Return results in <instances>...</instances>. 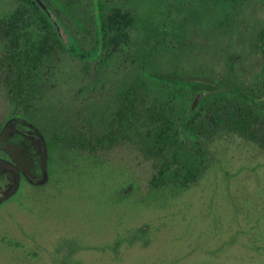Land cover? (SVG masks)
Instances as JSON below:
<instances>
[{"label":"trees","instance_id":"1","mask_svg":"<svg viewBox=\"0 0 264 264\" xmlns=\"http://www.w3.org/2000/svg\"><path fill=\"white\" fill-rule=\"evenodd\" d=\"M43 1L66 20L69 45L35 0H0V90L10 118L44 139L46 170L128 145L154 163L151 187L182 189L209 163L205 141L232 133L264 148V28L254 39L262 81L241 80L231 54L221 78L196 66L202 32L239 34L243 0ZM57 93L76 109L56 107L39 131V108Z\"/></svg>","mask_w":264,"mask_h":264},{"label":"rangeland","instance_id":"2","mask_svg":"<svg viewBox=\"0 0 264 264\" xmlns=\"http://www.w3.org/2000/svg\"><path fill=\"white\" fill-rule=\"evenodd\" d=\"M40 1L69 45L66 20ZM242 2L239 34L229 41L202 32L196 66L221 78L231 54L241 80L260 82L254 39L264 28V0ZM61 105L76 109L64 93L51 95L34 126L43 132ZM10 114L0 90V132L13 122ZM20 143L21 157L29 148ZM204 145L209 163L182 189L151 187L154 163L128 145L44 166L36 183L21 180L0 200V264H264V148L232 133ZM11 165L0 160V172Z\"/></svg>","mask_w":264,"mask_h":264},{"label":"flooded vegetation","instance_id":"3","mask_svg":"<svg viewBox=\"0 0 264 264\" xmlns=\"http://www.w3.org/2000/svg\"><path fill=\"white\" fill-rule=\"evenodd\" d=\"M35 137L41 141L40 137L34 131H29L28 124L16 119L4 130L0 138V154L3 155L0 156V160L11 161L12 165L9 166L7 171L0 172V194L1 191H5L15 184L13 182L14 179L16 181L15 185L18 182L20 185L21 180L32 183L31 181H37L42 178L43 164L38 150L39 145ZM23 142L27 144L25 147L29 149L26 151L25 156L20 157L16 154L15 146L19 143L23 144Z\"/></svg>","mask_w":264,"mask_h":264},{"label":"water","instance_id":"4","mask_svg":"<svg viewBox=\"0 0 264 264\" xmlns=\"http://www.w3.org/2000/svg\"><path fill=\"white\" fill-rule=\"evenodd\" d=\"M36 2H37V4L41 7V9H44V5L41 3V1L40 0H35ZM43 5V6H42ZM56 28V27H55ZM56 30L58 31V29L56 28ZM11 122V120H9L7 123H6V125L8 124V123H10ZM5 125V126H6ZM2 132L3 131H1L0 132V137L3 135L2 134ZM38 135V134H37ZM41 143L43 144L44 143V139L42 138V140H41ZM45 160H46V148H45V146H43L42 147V155H41V162H42V164H43V167H44V165H45ZM45 171H43V174H45L44 173ZM13 182L16 184V181H15V179L13 180ZM15 184H13L12 186H10L9 188H7L5 191H1V193H2V195H0V200H1V198L2 197H4V196H8V195H10L12 192H13V190H14V188H15Z\"/></svg>","mask_w":264,"mask_h":264}]
</instances>
